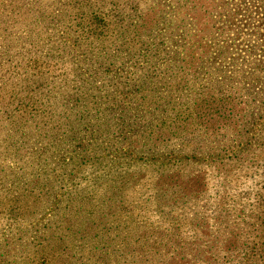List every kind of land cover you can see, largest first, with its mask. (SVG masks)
<instances>
[{"label": "rangeland", "instance_id": "obj_1", "mask_svg": "<svg viewBox=\"0 0 264 264\" xmlns=\"http://www.w3.org/2000/svg\"><path fill=\"white\" fill-rule=\"evenodd\" d=\"M65 263L264 264V0H0V264Z\"/></svg>", "mask_w": 264, "mask_h": 264}, {"label": "trees", "instance_id": "obj_2", "mask_svg": "<svg viewBox=\"0 0 264 264\" xmlns=\"http://www.w3.org/2000/svg\"><path fill=\"white\" fill-rule=\"evenodd\" d=\"M44 249L46 250V252L51 256V249H52V247H51V245L50 244H47V247H46V245L44 246ZM66 264V263H65Z\"/></svg>", "mask_w": 264, "mask_h": 264}]
</instances>
